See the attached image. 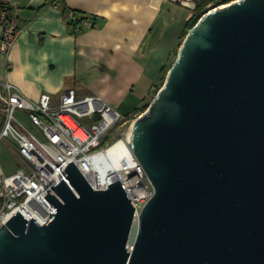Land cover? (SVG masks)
Masks as SVG:
<instances>
[{
	"label": "water",
	"instance_id": "95a60500",
	"mask_svg": "<svg viewBox=\"0 0 264 264\" xmlns=\"http://www.w3.org/2000/svg\"><path fill=\"white\" fill-rule=\"evenodd\" d=\"M128 140L155 188L140 214L71 162L78 196L59 175L45 225L0 228V264H264V0L200 19Z\"/></svg>",
	"mask_w": 264,
	"mask_h": 264
},
{
	"label": "crops",
	"instance_id": "0c3cea01",
	"mask_svg": "<svg viewBox=\"0 0 264 264\" xmlns=\"http://www.w3.org/2000/svg\"><path fill=\"white\" fill-rule=\"evenodd\" d=\"M1 3L23 33L11 52V71L0 53V81L8 79L32 100L49 94L58 103L67 89L81 98L99 96L124 115L143 107L170 69L196 6L194 0ZM89 18L95 26L75 32V24Z\"/></svg>",
	"mask_w": 264,
	"mask_h": 264
},
{
	"label": "built area",
	"instance_id": "2783aa9c",
	"mask_svg": "<svg viewBox=\"0 0 264 264\" xmlns=\"http://www.w3.org/2000/svg\"><path fill=\"white\" fill-rule=\"evenodd\" d=\"M171 1L188 4V0ZM69 15L74 17L71 12ZM94 26L95 20L89 18L76 23L74 30L80 32ZM22 33L11 18L10 6L2 3L0 53L7 57V72L13 69L10 56ZM135 117L134 113L122 114L99 96L81 98L73 89H67L54 103L49 94L32 100L8 79L0 81V147L3 142L8 143L18 163L16 171L9 174L0 160V228L18 212L28 221L34 218L45 225L57 213L45 198L47 189L61 200L51 187L61 183L59 175L78 196L64 173L71 162L95 190L120 180L140 214L154 196L155 188L143 166L133 159L128 139ZM120 126L125 131L112 136ZM121 145L123 157L114 159V152L117 154Z\"/></svg>",
	"mask_w": 264,
	"mask_h": 264
},
{
	"label": "rangeland",
	"instance_id": "374dc122",
	"mask_svg": "<svg viewBox=\"0 0 264 264\" xmlns=\"http://www.w3.org/2000/svg\"><path fill=\"white\" fill-rule=\"evenodd\" d=\"M176 54L174 55V57L172 58V60L169 63V68H171V66L173 65V62L175 61ZM169 69L166 70V72L164 73L163 78L160 80V83L158 86L155 87V89L153 90L152 94L149 96V98L147 99V101L144 103L143 107L150 105L153 100L156 98L158 91L162 89V87L165 84L167 75H168V71ZM161 88V89H160ZM143 107L139 108L138 110H136L134 112V114L136 115V117L134 118V120L138 119L144 112H143ZM19 118L22 119L23 122H25L26 125L30 126L29 123L27 121H25L23 119V115L22 114H18ZM31 127V126H30ZM125 128H123V126H120L119 128H117V130H115V132L112 134V136H116L118 135L120 132H124ZM111 136V137H112ZM110 139V138H109ZM0 160L2 163V166L4 167L5 171L9 174L13 173L16 171V169L18 168V163L10 149V145L6 142H3L1 144L0 147Z\"/></svg>",
	"mask_w": 264,
	"mask_h": 264
},
{
	"label": "trees",
	"instance_id": "16d2710c",
	"mask_svg": "<svg viewBox=\"0 0 264 264\" xmlns=\"http://www.w3.org/2000/svg\"><path fill=\"white\" fill-rule=\"evenodd\" d=\"M236 1H239V0H194L196 6H195V9L193 10L192 17L187 22L185 31H184L183 36H182V41H184V39L188 35L189 31H191L197 25V23L200 21V19H202V17L207 15L210 11H212L215 8L218 9L219 7L230 5ZM80 22H83V20ZM80 22H77V23H80ZM177 56H178V53L176 54L175 58H177ZM148 107H149V105L143 107L144 113L148 109Z\"/></svg>",
	"mask_w": 264,
	"mask_h": 264
},
{
	"label": "bare ground",
	"instance_id": "6f19581e",
	"mask_svg": "<svg viewBox=\"0 0 264 264\" xmlns=\"http://www.w3.org/2000/svg\"><path fill=\"white\" fill-rule=\"evenodd\" d=\"M123 145H121V146H118V152H117V154H115V152H114V159H122V157H123V154L121 153V147H122ZM133 159H135V156L133 155Z\"/></svg>",
	"mask_w": 264,
	"mask_h": 264
}]
</instances>
